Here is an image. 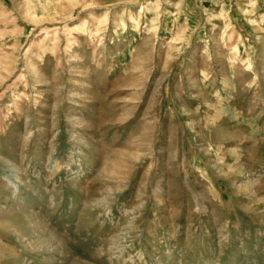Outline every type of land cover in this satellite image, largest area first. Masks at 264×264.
Segmentation results:
<instances>
[{
  "label": "rangeland",
  "instance_id": "374dc122",
  "mask_svg": "<svg viewBox=\"0 0 264 264\" xmlns=\"http://www.w3.org/2000/svg\"><path fill=\"white\" fill-rule=\"evenodd\" d=\"M0 264H264V0H0Z\"/></svg>",
  "mask_w": 264,
  "mask_h": 264
}]
</instances>
